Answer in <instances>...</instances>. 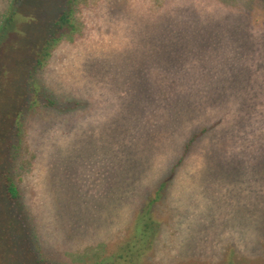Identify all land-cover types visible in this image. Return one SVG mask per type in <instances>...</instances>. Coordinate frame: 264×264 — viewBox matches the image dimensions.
I'll return each mask as SVG.
<instances>
[{
	"label": "rangeland",
	"instance_id": "rangeland-1",
	"mask_svg": "<svg viewBox=\"0 0 264 264\" xmlns=\"http://www.w3.org/2000/svg\"><path fill=\"white\" fill-rule=\"evenodd\" d=\"M65 1L0 0V27L16 12L1 37L0 182L29 67ZM72 10L35 76L58 105H79L35 104L15 128L29 218L0 209V264L105 260L151 196L158 235L139 264H264V0Z\"/></svg>",
	"mask_w": 264,
	"mask_h": 264
},
{
	"label": "trees",
	"instance_id": "trees-1",
	"mask_svg": "<svg viewBox=\"0 0 264 264\" xmlns=\"http://www.w3.org/2000/svg\"><path fill=\"white\" fill-rule=\"evenodd\" d=\"M20 1L22 0H16V2ZM72 2H74V0H66L65 3L60 6V12L53 17L52 22L49 26V32L46 40L44 41L41 48H39L40 50L38 49L35 55V59L29 67L28 75L24 83L25 96L27 97V99L24 100L23 107L17 112V115L13 120V122L16 121L15 125L17 127L19 126L21 119L24 120V115L28 112V110L35 106V104L41 103V105L55 107L61 110L75 108L79 105V102L75 104L69 102L68 106L67 104L65 106L58 105L55 100L46 96L43 86L38 84L39 82L35 76L37 69L40 68L43 64H45V61L50 57L52 49L60 40V36L72 29ZM11 13L7 15L3 26L0 27V32L3 31L2 34L0 33V50L2 49L1 46H3L1 45V37L8 30L9 24L12 22L13 16H16V12H13V16ZM146 72L148 73L147 70ZM2 73L3 72L0 66V85L3 79ZM149 91L151 92V94H153L150 89ZM161 94L164 95L162 91ZM161 99L163 101L168 102L167 105H170V107L171 105L177 104L174 99L170 100L167 97L163 96H161ZM24 110H26L25 113L23 112ZM17 127H11L13 133V135H11V139L16 137L17 131L15 130V128ZM204 132L205 130H202L193 135V137L186 144V151L189 150L190 146ZM11 139L6 145L7 148H5L6 159L4 160V166L0 182V201L1 199H3L2 203L0 202V209H3L1 216L2 218L15 216L19 219H28V211L26 209H23V193L14 176L12 175L13 169L11 168H13L12 160L14 158V155L9 152ZM164 189L165 186L164 183H162L160 185V188L157 190V195L158 192H161ZM156 201L157 199L154 196L149 197L145 204L137 212L134 224L132 225L128 237L117 246L112 255L108 256L105 260L99 262L96 261L92 264H139L143 255L153 247L158 235V224L152 215V210L155 206Z\"/></svg>",
	"mask_w": 264,
	"mask_h": 264
}]
</instances>
